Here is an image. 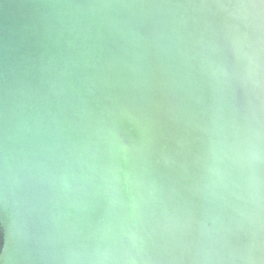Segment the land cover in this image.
Wrapping results in <instances>:
<instances>
[{
	"label": "water",
	"instance_id": "water-1",
	"mask_svg": "<svg viewBox=\"0 0 264 264\" xmlns=\"http://www.w3.org/2000/svg\"><path fill=\"white\" fill-rule=\"evenodd\" d=\"M0 264H264V0H0Z\"/></svg>",
	"mask_w": 264,
	"mask_h": 264
}]
</instances>
